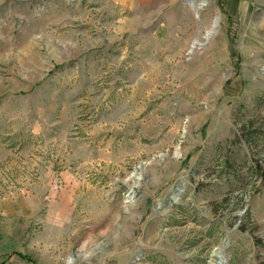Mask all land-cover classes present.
<instances>
[{
  "label": "rangeland",
  "instance_id": "rangeland-1",
  "mask_svg": "<svg viewBox=\"0 0 264 264\" xmlns=\"http://www.w3.org/2000/svg\"><path fill=\"white\" fill-rule=\"evenodd\" d=\"M0 260L264 264V0H0Z\"/></svg>",
  "mask_w": 264,
  "mask_h": 264
},
{
  "label": "crops",
  "instance_id": "crops-1",
  "mask_svg": "<svg viewBox=\"0 0 264 264\" xmlns=\"http://www.w3.org/2000/svg\"><path fill=\"white\" fill-rule=\"evenodd\" d=\"M0 264H4L3 260H0Z\"/></svg>",
  "mask_w": 264,
  "mask_h": 264
},
{
  "label": "trees",
  "instance_id": "trees-1",
  "mask_svg": "<svg viewBox=\"0 0 264 264\" xmlns=\"http://www.w3.org/2000/svg\"><path fill=\"white\" fill-rule=\"evenodd\" d=\"M23 259H26V257L23 256Z\"/></svg>",
  "mask_w": 264,
  "mask_h": 264
}]
</instances>
